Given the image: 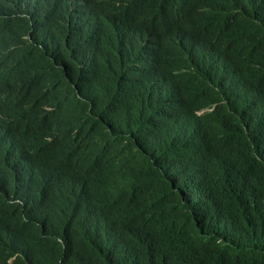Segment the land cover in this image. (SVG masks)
<instances>
[{"label":"trees","instance_id":"trees-1","mask_svg":"<svg viewBox=\"0 0 264 264\" xmlns=\"http://www.w3.org/2000/svg\"><path fill=\"white\" fill-rule=\"evenodd\" d=\"M19 2L0 0V264H264V0Z\"/></svg>","mask_w":264,"mask_h":264},{"label":"clouds","instance_id":"clouds-1","mask_svg":"<svg viewBox=\"0 0 264 264\" xmlns=\"http://www.w3.org/2000/svg\"><path fill=\"white\" fill-rule=\"evenodd\" d=\"M250 3V0H247ZM39 3V0H20L19 3L16 4V12L22 17H29L30 15H33V12L37 8ZM250 13L253 17H255L259 22L264 24V5L250 9ZM175 34H178L182 40L190 46L192 49L197 50L203 54H217V50L214 46L209 45L208 43L201 40L196 35L187 32V31H181L177 32ZM157 52L156 48L149 49L146 53H141L142 57H152ZM153 71V66L149 62L140 61L137 64L132 65L127 73H126V80L129 84H134L138 81L139 78H144L146 76H149L151 72ZM11 82H14L13 79H11ZM217 105H210L206 109L199 112V115H206L214 113L216 110ZM50 147L47 146L44 149H49ZM252 171H257L256 169H252ZM5 178V177H4ZM7 179V178H6ZM131 236L137 237V234H132ZM119 252H126L128 253L127 248H119L114 253L118 254ZM88 253L97 261L103 259L102 252L99 249H90L88 250Z\"/></svg>","mask_w":264,"mask_h":264},{"label":"bare ground","instance_id":"bare-ground-1","mask_svg":"<svg viewBox=\"0 0 264 264\" xmlns=\"http://www.w3.org/2000/svg\"><path fill=\"white\" fill-rule=\"evenodd\" d=\"M40 1H41V0H40ZM40 1H39V2H40ZM70 1H71V0H70ZM82 1H83V0H82ZM83 3H84V2H83ZM68 4H69V2H68ZM68 4H66V5H68ZM178 4H179V3H178ZM183 5H184V4H183ZM183 5H182V6H183ZM132 6H133V5H132ZM134 6H135V5H134ZM144 6H145V5H144ZM180 6H181V5H180ZM14 7H15V6H14ZM142 7H143V6H142ZM41 8H42V7H41ZM137 8H138V6H137ZM185 8H186V7H185ZM242 8H243V7H242ZM144 9H145V8H144ZM179 9H180V7H179ZM188 9H190V8H188ZM66 10H67V9H66ZM80 10L82 11L83 9H80ZM146 10H147V9H146ZM190 10H191V9H190ZM190 10H189V11H190ZM7 11H8V10H7ZM15 11H16V10H15ZM69 11H70V10H69ZM136 11H137V10H136ZM179 11H180V10H179ZM237 11H238V10H237ZM13 12H14V11H13ZM78 12H80V11H78ZM141 12H143V11H141ZM135 13H136V12H135ZM137 13H138V12H137ZM44 14H45V13H44ZM44 14H43V16H44ZM140 14H141V13H140ZM188 14H189V13H188ZM34 15H35V14H34ZM138 15H139V14H138ZM19 16H20V15H19ZM36 16H37V15H36ZM67 16H68V15H67ZM67 16H66V17H67ZM69 16H70V15H69ZM136 16H137V15H136ZM81 17H82V16H81ZM139 17H140V15H139L137 18H139ZM175 17H176V16H175ZM175 17H174V18H175ZM177 17H178V16H177ZM33 18H35V16H34ZM76 18H77V17H76ZM78 18H79V16H78ZM165 18H167V17H165ZM167 19H168V18H167ZM182 19H183V18H182ZM28 20H29V19H28ZM38 20H39V19H38ZM67 20H68V19H67ZM168 20H169V19H168ZM170 20H171V17H170ZM178 20H179V19H178ZM32 21H33V20H32ZM41 21H42V20H41ZM160 21H161V20H160ZM162 21H163V20H162ZM162 21H161L160 23H162ZM171 21H172V20H171ZM171 21H170V22H171ZM174 21H175V19H174ZM29 22H30V20H29ZM39 22H40V21H39ZM39 22H38V23H39ZM182 22H184V21H182ZM182 22H181V23H182ZM160 23H159V24H160ZM179 23H180V21H179ZM41 24H42V22H41ZM68 24H69V23H68ZM43 25H44V24H43ZM62 25H63V24H62ZM73 25H74V24H73ZM52 26H53V25H52ZM52 26H51V27H52ZM63 26H64V25H63ZM63 26H62V27H63ZM49 27H50V26H49ZM163 28H164V27H163ZM47 29H48V28L46 27V30H47ZM66 29H67V28H66ZM68 29H70V28H68ZM73 29H75L74 26H73ZM70 30H71V29H70ZM76 30H77V29H76ZM42 31H43V30H42ZM42 31H41V32L39 31V32H40L39 34L43 33ZM59 31H60V30H59ZM74 31H75V30H74ZM61 32H63V31H61ZM64 33H65V32H64ZM69 33H70V32H69ZM66 34H67V33H66ZM75 34H76V32H75ZM59 35H60V34H59ZM62 35H63V34H62ZM60 36H61V35H60ZM66 36H67V35H66ZM72 36H74V35H73V31H72ZM72 36H71V37H72ZM38 37H39V36H38ZM61 37H62V36H61ZM63 37H64V36H63ZM78 37H79V35H78ZM78 37H77V38H78ZM31 39H32V38H31ZM35 39H36V37H35ZM74 39H75V38H74ZM64 40H65V38H64ZM67 40H69V39H67ZM67 40H66V42H68ZM75 40L77 41V39H75ZM37 41H38V40H37ZM41 41H42V40H39L38 43L41 42ZM73 41H74V40H73ZM35 42H36V41H35ZM43 42H44V41H43ZM38 43H37V45H39ZM74 43H75V42H74ZM33 45H34V44H33ZM41 45H42V44H41ZM74 45H75V44H74ZM44 46L47 47L46 45H44ZM68 46H69V44H68ZM66 48H67V47H66ZM47 52H49V51H47ZM52 53H53V52H52ZM49 54H50V53H49ZM119 62H120V61H119ZM115 65H116V63H115ZM117 65H118V64H117ZM74 66H76V65H74ZM77 68H78V67L76 66V69H77ZM113 68H115V67H113ZM78 70H79V69H78ZM91 71H92V70H91ZM114 73H115V72H114ZM115 74H116V73H115ZM113 77H114V76H113ZM110 79H111V78H110ZM73 82H74V80H73ZM109 82H110V81H109ZM78 83H79V82H78ZM113 84H114V82L112 83V85H113ZM121 84H122V83H121ZM126 84H127V83H126ZM1 86H2V85H1ZM1 86H0V88H1ZM81 86H82V85H81ZM118 86H119V85H118ZM122 86H123V85H122ZM139 86H140V85H139ZM82 87H84V86H82ZM82 87H81V88H82ZM129 87H130V85H129ZM110 88H111V86H110ZM120 89H121V88H120ZM136 89H137V88H135V90H136ZM79 90H80V88H79ZM85 90H86V89H84V91H85ZM84 91H83V92H84ZM88 91H89V90H87V91H85V92L88 93ZM130 91H131V90H130ZM132 91H133V89H132ZM75 93H76V92H75ZM81 93H82V92H81ZM87 93H86V94H87ZM131 93L133 94V92H131ZM82 94H84V93H82ZM90 94H92L91 91H90ZM90 94H89V95H90ZM119 94H120V93H119ZM121 94H122V92H121ZM132 94H131V95H132ZM84 95H85V94H84ZM123 95H124V94H123ZM41 96H42V95H41ZM80 96H81V94H80ZM82 96H83V95H82ZM82 96H81V97H82ZM92 96H93V95H92ZM129 96H130V95H129ZM129 96H127V98H128ZM87 97H89V96H87ZM117 97L120 98L121 95H119V96H117ZM130 97H131V96H130ZM130 97H129V98H130ZM85 98H86V97H85ZM89 98H91V96H90ZM89 98H88V99H89ZM93 98H94V97H93ZM93 98H92V99H93ZM95 98H96V97H95ZM124 98H126V97H124ZM122 99H123V98H122ZM98 100H99V99H98ZM125 100H126V99H125ZM94 101H95V100H94ZM122 101H123V100H121V102H122ZM127 101L129 102V100H127ZM6 102H7V101H6ZM9 102H10V101H9ZM9 102H8V103H9ZM87 102H88V101H87ZM89 102H91V101H89ZM92 102H93V100H92ZM124 102H125V101H124ZM132 102H134V101L132 100ZM149 102H150V101H149ZM151 102H152V101H151ZM13 103H14V102H13ZM125 103H126V102H125ZM130 104H132V103L130 102ZM133 104H134V103H133ZM146 104H147V102H146ZM146 104H145V106H146ZM149 104H150V103H149ZM149 104H147V105H149ZM11 105H12V104H11ZM24 105H25V104H24ZM124 105H125V104H124ZM139 105H141V103H140ZM129 106H130V105H129ZM129 106H127V107H129ZM143 106H144V103H143ZM151 106H152V105H151ZM130 107H131V106H130ZM137 107H138V104H137ZM149 107H150V106H149ZM156 107H157V106H156ZM138 108H139V107H138ZM142 108H143V107H142V105H141V109H142ZM147 108H148V107H147ZM153 108H155V107H153ZM126 109H127V108H126ZM135 109H136V108H135ZM148 109H150V108H148ZM148 109H147V110H148ZM97 110H98V109H97ZM127 110H128V109H127ZM132 110H134V109H132ZM139 110H140V108H139ZM139 110H136V111H139ZM142 110H143V109H142ZM147 110H146V112H147ZM140 111H141V110H140ZM111 112H112V111H111ZM142 112H143V111H142ZM144 112H145V111H144ZM109 113H110V112H109ZM134 113H135V110H134ZM148 113H149V112H148ZM111 114H112V113H111ZM132 114H133V111H132ZM137 114H138V112H137ZM139 114H141V113L139 112ZM149 114H150V113H149ZM149 114H148V115H149ZM152 114H153V113H152ZM106 115H107V114H106ZM109 115H110V114H109ZM133 115H134V114H133ZM142 115H143V114H142ZM145 115H146V114H145ZM156 115H157V114H155V116H156ZM112 116H113V115H112ZM116 116H117V115H116ZM150 116H152V115H150ZM153 116H154V115H153ZM139 117H140V115H139ZM144 117H145V116H144ZM105 118H106V116H105ZM109 118H110V117L108 116V119H109ZM134 118H135V117H134ZM134 118H133V119H134ZM141 118H142V117H141ZM150 118H151V117H150ZM112 119H113V117H112L110 120H112ZM135 119H136V118H135ZM139 119H140V118H139ZM152 119H154V117L151 118V120H152ZM157 119H158V118H157ZM114 120H115V119H114ZM114 120H112V121H114ZM126 120H128V119H126ZM126 120H124V121L126 122ZM137 120H138V118H137ZM140 120H141V119H140ZM142 120H143V118H142ZM148 120H150V119H149V116H148ZM155 120H156V118H155ZM107 121H108V120H106V122H107ZM115 121H116V120H115ZM161 121H162V120H161ZM165 121H166V120H165ZM125 122H123V123H125ZM127 122H128V121H127ZM136 122H137V121H136ZM136 122H135V124H136ZM150 122H151V121H150ZM158 122H160V121H158ZM107 123H108V122H107ZM110 123H111V122H110ZM114 123H115V122H114ZM129 123H130V122H129ZM133 123H134V121H133ZM151 124L154 125L153 122H152ZM164 124H165V123H164ZM113 125H114V124H113ZM121 125H122V122H121ZM125 125H127V124L125 123ZM125 125L123 124V127H122V128H123V129H122L123 131H124V129H126V127L124 128ZM132 125H133V124H132ZM128 126H130V124H128ZM128 126H127V127H128ZM148 126H150V123H149ZM154 126H156V125H154ZM162 126H163V125H162ZM157 127H158V126H157ZM160 127H161V126H160ZM128 128H129V127H128ZM146 128H147V127H146ZM148 128L150 129V127H148ZM164 128H165V127H164ZM167 128H168V127H167ZM151 129H152V128H151ZM159 129H160V128H159ZM119 130H121V128H120ZM119 130H118V131H119ZM147 130H148V129H147ZM147 130L144 129V131H147ZM156 130H158V129H156ZM113 131H114V130H113ZM154 131H155V130H154ZM161 131H162V129H161ZM166 131H167V130H166ZM119 132H120V131H119ZM157 132H158V131H157ZM120 133H121V132H120ZM138 133H139V132H138ZM152 134H155V133H152ZM139 135H141V134H139ZM146 135L148 136L147 133H146ZM147 136H146V137H147ZM136 137H137V136H136ZM149 137H151V136H149ZM131 138H132V137H131ZM137 138H138V137H137ZM139 138H141V137H139ZM127 139H129V138H127ZM132 139H133V138H132ZM141 140H142V139H141ZM157 140H158V139H157ZM128 141H129V140H128ZM156 142H157V141H156ZM140 143H144V141L142 140ZM140 143H139V144H140ZM158 143H159V142H158ZM128 144L130 145V147H132V146H131L132 142H131V144H130V143H128ZM156 144H157V143H156ZM204 144H205L204 142H201V143H200V146H203ZM140 145H141V144H140ZM144 145H145V144H144ZM160 145H161V143H160ZM136 146H137V145H136ZM145 147H146V146H145ZM145 147H144V148H145ZM113 149H114V148H113ZM115 149H116V148H115ZM135 149H136V147H135ZM153 149H154V148H153ZM155 149H156V148H155ZM145 151H146V148H145ZM153 152H154V150H153ZM151 153H152V152H151ZM111 154H112V153H111ZM114 154H115V153H114ZM109 155H110V154H109ZM112 155H113V154H112ZM112 155H111V156H112ZM154 155H155V152H154ZM106 157H107V156H106ZM108 157H109V156H108ZM109 158H110V157H109ZM76 160H77V159H76ZM100 160H102V159H100ZM107 160H108V159H107ZM13 161H14V160H13ZM74 162H75V161H74ZM92 162H93V161H92ZM98 162H99V161H98ZM23 163H24V162H23ZM23 163H22V164H23ZM75 163H76V162H75ZM96 163H97V162H96ZM96 163H95V164H96ZM97 164H98V163H97ZM24 167H25V166H24ZM97 167H98V166H97ZM163 167H164V166H163ZM19 168H20V167H19ZM167 168H168V166H167ZM27 169H28V168H27ZM164 169H165V167H164ZM168 169H170V168H168ZM165 170H166V169H165ZM170 170H171V169H170ZM171 173H172V172H171ZM172 174H173V173H172ZM51 193H52V192H51ZM52 194H53V193H52ZM51 199H52V198H51ZM31 201H32V200H31ZM33 201H34V200H33ZM33 201H32V202H33ZM47 201H49V200H47ZM47 201H46V202H47ZM50 201H51V200H50ZM40 204H41V203H40ZM44 204H45V203H44ZM46 205H47V204H46ZM31 206H32V205H31ZM49 206H50V205H49ZM28 208H29V207H28ZM44 209H46L45 206H44ZM77 209H79V208H77ZM47 210H48V209H47ZM85 210H86V209H85ZM85 210H83V211H85ZM45 211H46V210H44V212H45ZM76 211H77V210H76ZM79 211H80V210H79ZM103 211H105V210H103ZM108 211H109V210H108ZM77 212H78V211H77ZM102 213H103V212H102ZM104 213H105V212H104ZM77 214H78V213H77ZM78 215H79V214H78ZM81 215H82V214H81ZM104 215H105V214H104ZM136 215H137V213H136ZM34 216H35V215H34ZM101 216H102V214H101ZM138 216H139V214H138ZM76 218H77V217H76ZM38 222H39V221H38ZM40 222H42V221L40 220ZM97 222H98V221H97ZM36 223H37V222H36ZM37 224H38V223H37ZM37 224H36V226H37ZM41 224H42V223H41ZM95 225L97 226V224H95ZM89 229H90V228H89ZM91 230H92V229H91ZM84 232H85V231H84ZM88 232H89V230H88ZM134 232H135V231H134ZM128 233H129V232H128ZM167 233H168V232H167ZM167 233H166V234H167ZM123 234H124V233H123ZM130 235H131V234H130ZM147 235H148V234H147ZM144 236H146V234H145ZM132 237H133V236H132ZM150 237H151V239H153L152 236H150ZM150 237H149V241H151V240H150ZM153 237H154V235H153ZM163 237H164V235H163ZM165 237H166V236H165ZM127 238H128V237H127ZM146 238H148V237H146ZM154 238H155V237H154ZM160 238H162V237H160ZM163 239H165V238H163ZM168 239H169V237L167 238V240H168ZM140 240H141V238H140ZM65 241H66V240H65ZM72 241H73V240H72ZM164 241H165V240H164ZM141 242H142V241H141ZM143 242H144V241H143ZM67 243H68V242H67ZM154 243H155V242H154ZM161 243H162V242H161ZM161 243L159 242L158 245L161 244ZM164 243H165V242H164ZM60 244H61V243H60ZM143 244H144V243H143ZM64 245H65V244H64ZM141 245H142V244H141ZM141 245H140V246H141ZM143 246H144V245H143ZM145 246H146V245H145ZM148 246H149V245H148ZM150 246H152V244H150ZM155 247H156V245H155ZM141 248H142V247H141ZM141 248H140V249H141ZM143 248H144V247H143ZM147 248H148V247H147ZM147 248H146V249H147ZM138 249H139V248H138ZM144 249H145V248H144ZM151 249H152V248H151ZM153 249H154V247H153ZM109 250H110V249H109ZM142 250H143V249H142ZM142 250H141V251H142ZM148 250H149V248H148ZM156 250H157V249H156ZM146 251H147V250H146ZM69 252H70V251H69ZM147 252H149V251H147ZM150 252H151V251H150ZM153 252H154V251H153ZM153 252H152V254H153ZM77 253H78V252H77ZM138 253H140V252H138ZM144 253H145V250H144ZM156 253H157V252H156ZM107 254H108V253H107ZM136 254H137V253H136ZM149 254H150V253H149ZM108 255H109V254H108ZM146 255H147V254H146ZM154 255H155V254H154ZM109 256H110V255H109ZM116 256H118V255H116ZM110 257H111V256H110ZM113 257H115V256H113ZM122 257H123V256H122ZM128 257H129V256H128ZM146 257H150V255H149V256L147 255ZM92 258H93V257H92ZM92 258H91V259H92ZM116 258H117V257H116ZM135 258H136V256L134 257V259H135ZM150 258H151V257H150ZM109 259H110V258H109ZM112 259H113V258H112ZM153 259H154V258H153ZM115 261H116V259H115ZM131 261H132V260H131ZM93 262H94V261H93ZM108 262H109V261H108ZM110 262H112V261H110ZM110 262H109V263H110ZM99 263H100V262H99ZM125 263H126V262H125ZM125 263H124V264H125ZM94 264H95V263H94ZM110 264H111V263H110Z\"/></svg>","mask_w":264,"mask_h":264}]
</instances>
